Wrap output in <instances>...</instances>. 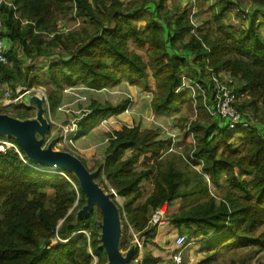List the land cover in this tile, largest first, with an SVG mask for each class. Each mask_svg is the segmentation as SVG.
<instances>
[{
  "label": "trees",
  "instance_id": "16d2710c",
  "mask_svg": "<svg viewBox=\"0 0 264 264\" xmlns=\"http://www.w3.org/2000/svg\"><path fill=\"white\" fill-rule=\"evenodd\" d=\"M2 1L0 38L8 46V64L0 65V85L11 88L12 98L18 84L44 87L52 115L65 89L102 91L125 82L141 91L152 85L151 111L169 115L180 106L193 111L187 92H175L182 77L198 79L206 87L213 74L246 101L235 105L243 118L249 112L264 116V0H255L261 9L246 16L247 25L239 28L225 21L236 9L233 0H211L215 20H207L205 33L198 35L191 33L188 1L182 6H169L168 0ZM74 9L93 33L58 30V21ZM143 15L149 18L141 27ZM130 44L145 51L146 61ZM38 59L49 62L46 83L29 75ZM197 100V117L188 126L192 139L183 154L199 167L200 175L192 171L191 177L184 176L172 160L160 158L167 144L155 130L124 126L106 135L101 160L92 172L109 194L112 190L123 199L122 206L115 204L123 224L117 248L130 252L128 264L169 260L170 255L164 259L158 249L169 234L155 242L157 227H149L150 216L176 200L193 197L202 202L165 218L167 228L177 231L176 238L185 237V264H192L187 256L194 246L205 254L195 264H220L226 252L245 248L264 251V118L259 120L263 126L229 130L222 120L208 116L201 97ZM125 106L91 101L77 137L86 136L97 120L120 115ZM10 107L0 111L23 108L16 119L35 117L29 107ZM10 142L22 158L14 150L0 153V264H108L101 242L103 215L94 204L87 208L76 176L34 170L16 141ZM141 160L148 164L144 171L136 168ZM144 182H151L153 189L143 200ZM110 198L115 203L113 194ZM129 226L142 243L141 250L135 247ZM76 233L80 234L71 239ZM56 236L67 241L48 250Z\"/></svg>",
  "mask_w": 264,
  "mask_h": 264
},
{
  "label": "rangeland",
  "instance_id": "374dc122",
  "mask_svg": "<svg viewBox=\"0 0 264 264\" xmlns=\"http://www.w3.org/2000/svg\"><path fill=\"white\" fill-rule=\"evenodd\" d=\"M124 3L128 2V0H122ZM196 1V19L194 20V29L191 33L195 32L196 35L198 34H204L205 33V22L207 20H211L212 22L215 20V18L212 16V11H211V3L212 1L208 0H195ZM234 4L236 5V9L233 10L229 15H227V19L225 21H229V24L232 25L235 28H239L240 26H246V16L250 15L251 12L256 11L258 9H261V7L255 3V0H233ZM169 6L172 4H177L179 6L187 4L186 0H168ZM191 7V4H190ZM189 7V10H190ZM188 10V13H189ZM143 19L141 22H138V25L143 27L148 20V16L143 15ZM240 19H243L244 21L241 22ZM58 30L60 32H68V31H77L81 32L82 29H87L90 31V33H93L94 30L93 28L90 27L89 22L85 20L84 18H78L76 17V13L73 11L72 15L69 16L67 19H61L57 23ZM8 47V46H7ZM130 49L139 54L143 59L146 61V55L145 51L138 49L135 45L130 44L129 45ZM55 53H58V49L54 50ZM57 55V54H55ZM23 56H21L22 58ZM25 59V58H23ZM28 62V61H27ZM48 60L45 62L42 59H38L34 62V66L29 73L30 76L33 74H36L39 78V81H43L46 83L47 81V76L45 73L46 66L48 65ZM29 63H26L28 65ZM220 74V73H219ZM221 77L224 79V75L221 73ZM188 78V77H187ZM191 79V78H190ZM195 79V78H194ZM198 80V79H195ZM8 87L12 93L11 88L3 83L0 85V107H3L4 101L2 100L3 98V91L4 88ZM17 87H26L23 85L18 84ZM127 85V83H122L120 86L111 88V89H106L102 91H92L84 88L83 86H78L76 91H70V92H64L63 95H65L64 103H67L68 99L71 102V98L73 100H77L75 103V107L73 110L69 106H64L61 107L59 110H55L58 114L62 115V118H67L65 119V125H57L59 126V129L50 133V131L55 128L53 124V121L50 117L49 113V108L46 103L41 102L40 106L38 107V104H36L34 110L42 111V114L45 115V118L47 119V123L49 124L50 128L49 131L47 130L46 135L43 133L39 134V136L33 137L32 138V145L37 151H46L48 148L51 149L52 152H61V153H69L74 155L77 159H82L86 163V168L88 172L92 175L93 172V167L95 164V161L101 160L102 152L104 151L105 145H106V135L111 134L114 130H118L121 127H124L125 125L131 127V126H137L141 130L143 129H152L155 130L158 133V137L160 140H163L166 142L167 146L164 148L162 151V158L166 160H172L174 164L176 165L177 169H179L184 176L191 177L192 176V171H197V173L200 175V169L198 166H192V162L188 160L184 153V149L189 142V140L192 139L191 134L189 133V124L191 121L196 119L197 117V109H196V117L194 113V106H193V111L190 112L187 109H185L183 106H180L179 110L176 113L169 114V115H155L150 108V102L153 97V87L152 85L150 86L149 90L147 91H141L140 89L137 88H131ZM27 88V87H26ZM44 88V87H43ZM72 88V89H76ZM45 89V88H44ZM16 90V89H15ZM46 91V89H45ZM47 95V92H45ZM68 95V96H67ZM71 97V98H70ZM127 97H130L131 99V104H130V109H129V115L124 114V110L120 115L117 116H112V117H104L102 119L97 120L96 124L92 126V124H88V126H92L89 129L88 134L86 137L83 139H79L76 136H74L72 133L68 134H63L62 128H68V126L71 124L70 122L77 120L78 118H81L84 114L87 113V115L90 113L87 109L91 103V101H96L99 104H110L112 106H119L124 103H126L125 108L128 105V99ZM33 97H24L21 99L20 102L14 103V104H9V106L13 105H23L25 107H29L31 103V99ZM34 99V98H33ZM239 99L241 102H246L245 100ZM238 100V101H239ZM46 104V106H45ZM5 108V107H4ZM24 111L23 108L21 109H10L8 111H0V116H5L7 115L8 117L16 119L15 115L17 113H22ZM65 111H69L66 113ZM49 118L47 117V113ZM32 113L34 111L32 110ZM37 113V112H36ZM35 114V113H34ZM86 116V115H85ZM84 116V117H85ZM247 119V121L250 123V127L253 126L256 123V126H263L259 120L263 119L264 116L262 114H257L254 112H249L247 114H244ZM83 117V118H84ZM154 119H153V118ZM195 117V118H194ZM83 118L79 120V128L80 126L82 127L84 125ZM186 118L188 121L184 124L183 119ZM153 119V120H152ZM18 120V119H17ZM82 123V125H81ZM44 125V124H39ZM184 126V127H183ZM45 128V126H43ZM249 127V128H250ZM90 132L92 134L89 137ZM42 136V137H40ZM173 136V138H171ZM5 137L8 136H0V140H4ZM9 139H14L13 137H8ZM237 138L234 139V143L239 144L238 141H236ZM77 148H82V152L78 151ZM171 149V152L167 153ZM185 155V156H184ZM183 156V157H182ZM185 162H184V161ZM148 165L147 162L144 160H141L140 163L137 165L138 170H145L144 167ZM188 165V167H186ZM193 168H192V167ZM195 169V170H194ZM93 183L95 186L104 194H106L109 198L111 194L114 195V202L117 206H122L123 204V199L119 198L118 196L115 195V193L111 192L109 194L103 186L95 179L93 178ZM105 185L108 188L107 183L105 182ZM143 200L151 193L153 186L151 182H144L143 183ZM111 190V189H109ZM197 202H202V199L196 198H191L188 200H176L172 202L167 208H165L166 214L165 218L171 214L177 213L180 210L187 209L189 206L197 203ZM118 211V209H117ZM119 213V211H118ZM120 218V214H119ZM120 222V240L122 238V231H123V224L121 222V219H119ZM102 227V224H100ZM167 228V222L164 219V223L161 226H158L156 228L157 232V239L160 237L163 238V241L166 239L167 233L168 238L166 242H163L160 244L158 249H160V252L165 258H169L168 255H170V251L173 250V243L178 235L177 231L174 230V228H171V231ZM128 233L130 236H132L134 233L133 228L130 226L128 227ZM80 233H76L72 235L71 239H74L78 237ZM85 236H87L86 233H82ZM74 236V237H73ZM88 237V236H87ZM155 237V238H156ZM119 240V241H120ZM65 243V242H63ZM62 244V243H60ZM151 246H149V249ZM119 253L122 255V257L126 256L127 252H122L119 250ZM189 256L192 258L193 262L192 264L197 263L204 257V253L200 250L198 246H194L190 252L188 253ZM220 264H264V251L259 252L256 251L253 252L247 248L239 250L237 252H226L219 260Z\"/></svg>",
  "mask_w": 264,
  "mask_h": 264
},
{
  "label": "built area",
  "instance_id": "2783aa9c",
  "mask_svg": "<svg viewBox=\"0 0 264 264\" xmlns=\"http://www.w3.org/2000/svg\"><path fill=\"white\" fill-rule=\"evenodd\" d=\"M186 1H188V3L191 4V7L188 13V19H189L190 25L192 26V31H193L194 30V27H193L194 20L196 19V14H197L196 1L195 0H186ZM2 2L3 1L0 0V4ZM8 5L10 6V4ZM75 11L76 9H74V12ZM3 29H4L3 23L0 19V31H2ZM192 34L196 35L195 32H192ZM6 53H7V44L4 39L0 38V65L8 64ZM205 84H206V87H203L200 84V80L182 77L181 84L179 85V87L176 89L175 92L176 94L187 92V95L192 99L193 104H194L193 106H194L195 117H196V105L198 103L197 99L201 97L202 105L205 107L206 112L209 117L213 119L222 120L229 130L248 129L250 127V123L245 118H243V116L237 111L235 107L239 99L237 98L234 91L229 89L226 85H224L220 81L219 77H216L213 74H211L210 82L208 83L205 82ZM77 89H80V88L77 87L76 90ZM74 90L75 89H65V92L67 93V92L74 91ZM29 96L47 104L46 93L41 88L29 89L26 87H17L15 90V98H12V93L10 89L8 87H5L3 91L2 100L5 102V104H10V103L14 104V103L20 102L21 99H23L24 97H29ZM127 99H128V105L124 110V114L129 115L131 99L130 97H127ZM65 112L68 113L69 111H65ZM85 115H87V113L84 114L82 117H84ZM81 118H78L77 120L70 122L71 124L68 126V128L63 127L62 128L63 134L72 133L74 136H76L78 129H79V123H80L79 120ZM125 127L132 128L134 126L129 127L125 125ZM171 138H173V136H171ZM12 150H14L22 158L16 146L10 142V139L8 137H5L4 140H0V153H7ZM171 151H172L171 149L169 151L167 149V153ZM160 158H162V156ZM190 158L193 161L195 160L192 154L190 155ZM26 164L30 166L31 168H33L34 170L43 171L47 173L53 172V173L62 175V173H60L59 170L45 168L42 166H38L36 164H33L34 166L29 165L28 163ZM200 173L202 174L201 171ZM165 214H166V211L164 208H158L154 210L150 216L149 227L155 228V227L163 225ZM132 237L134 239L135 247L141 250L142 243L140 242L137 235L133 234ZM66 241L67 240H62L58 236H56V238L51 242L48 250ZM184 243H185L184 236L177 237L176 240L174 241V247L170 253L169 260L163 261L159 264H185L186 247L184 246ZM187 257H188L187 258L188 262H192V258L190 256H187ZM140 261H141L140 259L135 260V262L137 263L138 262L140 263Z\"/></svg>",
  "mask_w": 264,
  "mask_h": 264
},
{
  "label": "water",
  "instance_id": "95a60500",
  "mask_svg": "<svg viewBox=\"0 0 264 264\" xmlns=\"http://www.w3.org/2000/svg\"><path fill=\"white\" fill-rule=\"evenodd\" d=\"M34 100L37 101L39 107L41 101L35 98ZM41 112L39 109L37 118L32 121H19L7 115L0 116V136L13 137L25 156L34 164L54 170L69 171L76 176L80 188L86 196L87 208L91 209L94 204L103 215L101 242L108 264H128L130 252L122 257L117 248L120 240V218L117 207L111 198L95 186L93 183L95 175L90 174L82 164L81 159H77L72 154L52 152L50 148L40 152L33 147L32 138L35 137V133L43 135L49 129V124L42 121ZM39 124L44 125L40 126ZM108 188L111 189L109 186ZM61 224L62 222L59 224L58 229ZM94 261L96 262V259Z\"/></svg>",
  "mask_w": 264,
  "mask_h": 264
},
{
  "label": "crops",
  "instance_id": "0c3cea01",
  "mask_svg": "<svg viewBox=\"0 0 264 264\" xmlns=\"http://www.w3.org/2000/svg\"><path fill=\"white\" fill-rule=\"evenodd\" d=\"M34 88H41V89H43L44 91H45V89L43 88V87H34ZM129 88V87H128ZM130 89V88H129ZM74 91H76V89L74 90ZM46 92V91H45ZM64 92H65V90H63V92L61 93V103L59 104V106L57 107V110H59L61 107H64V106H69L72 110H73V108L75 107V103L77 102V100H73V98H71V102H69L70 100L68 99L67 101V103H64V99H65V95H63L64 94ZM68 96V95H67ZM36 104H37V101H35L33 98L31 99V103H30V105H29V108H31V111L33 110L34 112H37L36 110H34V109H36L35 108V106H36ZM11 106V105H10ZM9 105H7V104H5L4 103V105H3V107H10ZM45 106H46V104H45ZM47 106H48V104H47ZM11 108V107H10ZM74 111V110H73ZM47 113V112H46ZM50 113V112H49ZM47 117L49 118V116H48V113H47ZM50 117H51V119H52V121H53V124L55 125L54 127L55 128H53L51 131H50V133L52 134V132H54V131H56V130H58L59 129V126L60 125H65V124H67V123H65L64 121H65V119H67V118H62V115L61 114H58L56 111L52 114V115H50ZM37 118V113H35V117L34 118H31L29 121H32V120H35ZM41 118H42V121H45V122H47V119L45 118V115H43L42 114V112H41ZM19 121H28V120H20V119H18ZM68 120V119H67ZM40 123V122H39ZM57 125H59V126H57ZM82 125V124H81ZM84 127V125L81 127L80 126V130L82 129ZM49 128H50V126H49ZM48 131H49V129H48ZM46 133H47V130L44 132V134L46 135ZM92 134V132H90V134H89V137H91L90 135ZM36 136H39V134H37V132L35 133V137ZM40 137H42V136H40ZM84 138H88V137H86V136H83V137H81V138H79V139H83L84 140ZM82 148H77V150L78 151H80V152H82L83 150H81ZM44 151V150H43ZM98 160H96L95 162H97ZM93 174L95 175V172H93ZM158 241H159V239H157V237L155 238V242H157L158 243ZM160 246V245H159ZM153 255H154V253H153ZM155 256V255H154ZM157 256H159L158 254H157ZM141 258H142V255L140 254V257H139V259L141 260Z\"/></svg>",
  "mask_w": 264,
  "mask_h": 264
},
{
  "label": "bare ground",
  "instance_id": "6f19581e",
  "mask_svg": "<svg viewBox=\"0 0 264 264\" xmlns=\"http://www.w3.org/2000/svg\"><path fill=\"white\" fill-rule=\"evenodd\" d=\"M195 30V29H194ZM196 32V31H195ZM7 60H8V58H7ZM238 111V110H237ZM74 237V236H73ZM71 238V237H70ZM142 263V262H141Z\"/></svg>",
  "mask_w": 264,
  "mask_h": 264
},
{
  "label": "clouds",
  "instance_id": "9594fccd",
  "mask_svg": "<svg viewBox=\"0 0 264 264\" xmlns=\"http://www.w3.org/2000/svg\"><path fill=\"white\" fill-rule=\"evenodd\" d=\"M11 104V103H10ZM7 105H9V104H7ZM112 192V191H111ZM116 195V194H115Z\"/></svg>",
  "mask_w": 264,
  "mask_h": 264
}]
</instances>
